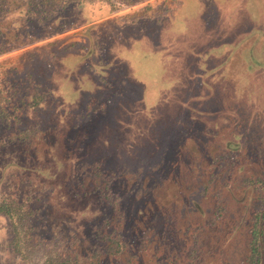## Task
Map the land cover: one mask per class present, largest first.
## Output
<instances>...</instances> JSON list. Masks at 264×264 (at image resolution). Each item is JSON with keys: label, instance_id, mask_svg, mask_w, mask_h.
<instances>
[{"label": "rangeland", "instance_id": "rangeland-1", "mask_svg": "<svg viewBox=\"0 0 264 264\" xmlns=\"http://www.w3.org/2000/svg\"><path fill=\"white\" fill-rule=\"evenodd\" d=\"M180 1L177 7L157 12L152 20L142 18L148 15L139 6L150 3L161 10L163 5L169 7L170 0L120 4L91 18L86 11H76L72 17L84 21L0 54L2 62L7 54L116 13L122 16L125 27L131 26L126 42H130L131 31L144 36L136 39L140 44L137 52L120 47L111 54L110 72L121 77L126 89L120 96L106 97L111 112L99 123L91 117L82 122L88 121L87 127L78 129L75 117L100 87L93 71L85 68L88 61L70 46L37 70L40 74L48 71L45 80L53 87L54 99L43 100L39 114L30 106L23 108L22 125L53 129L36 142L38 158L33 165H41L54 182L51 200L64 215L70 213L66 190L72 184L71 165L99 159L94 157L97 152L114 145L127 150L124 136L118 137L117 131H132L131 137L140 144L147 123L140 115L133 125L127 110L134 108L141 113L144 109L149 115L147 133L154 140L153 151L149 156L143 154V166L138 160L130 172L139 188L131 193L125 192L121 183L114 188L118 195L128 194L120 202L123 219L119 225L125 223L127 235L137 237L129 245L140 248L136 256L129 255L130 247L105 253L101 264H247L250 213L258 206L257 192L264 194V183L255 184V188L241 183L246 176L264 179V0ZM130 16L137 19L125 23ZM137 27L142 30L135 32ZM5 70L3 65L0 75L10 77V85L5 88L0 83V87L10 96L23 93L19 75ZM10 87L13 92H9ZM115 114H119L120 125ZM227 143L234 146L233 157L213 162L211 156ZM109 160H113L111 156ZM26 176L38 178L35 172L21 169L12 179L20 181ZM61 181L66 184L61 185ZM82 182L88 190L102 185L92 174L85 175ZM90 194L88 204L80 210L93 216L103 204ZM217 201L223 211L220 221L214 222L211 218ZM72 214L78 222L79 213ZM261 227L264 255V218ZM22 251L25 257L17 264H44L43 244L23 246Z\"/></svg>", "mask_w": 264, "mask_h": 264}, {"label": "trees", "instance_id": "trees-1", "mask_svg": "<svg viewBox=\"0 0 264 264\" xmlns=\"http://www.w3.org/2000/svg\"><path fill=\"white\" fill-rule=\"evenodd\" d=\"M137 1L139 0H0V54L84 21L85 19L80 21L72 17L76 11H86L89 14L88 18H91L96 15H105L120 4L126 5ZM163 2L165 0H162ZM179 2L181 1L170 0L169 7L163 5L161 10L159 6L143 3L139 9L148 15L142 17L143 19L152 20L157 16V12L177 7ZM143 11L139 12L141 16ZM150 12H153V15L150 16ZM130 28L131 26L128 28L124 26L119 13L112 14L7 54L3 56L2 62L0 61V68L4 65L5 71L18 74L24 82L23 93L14 96L8 95L0 87V264L21 263V259L25 257L22 251L23 246L34 248L41 244L44 245L45 250L44 264H101L100 257L103 254L119 253L124 247L131 248L130 256L137 255L140 247L135 244L129 245L130 241L132 242L131 239L137 237L130 238L127 235L128 228L125 223H121L123 226L119 225L120 220L123 219L119 209L120 202L128 194L118 195L114 188L116 183H121L127 193H131V189L135 190L139 182L132 181L130 172L136 167L138 160L142 162L143 154L149 156L153 151L154 140L147 133L151 120L145 110L141 109V113L134 108L127 110L131 114L133 125L138 122L140 115L147 123L143 128L145 132H142L140 144L137 145L133 136L131 137L132 131L125 130L123 133L117 131L118 137L124 136L123 142L126 143L127 150L122 149L120 145H114L109 150L97 152L94 157L99 159H93L88 164L73 163L71 165L69 179L72 176V182L70 181L72 184H68L67 186L70 187L66 190L69 199V215L57 212L54 208L56 205L51 200L55 189L54 182L50 181L47 171L43 170L41 165H33L34 158H38L35 152L36 142L53 129L48 126L40 128L37 125L21 124V121L24 122V106L32 107L39 114L42 111L40 103L47 98L54 99L53 87L48 80H45L48 71H45L46 74H40L37 70L51 57L66 51V46L78 51L80 57L88 61L85 68L90 72L93 71L94 79L100 87L99 93L92 95L79 117H75L79 120L78 129L87 127L88 121L82 123L86 119L94 117L99 123L109 116L111 109L106 103L108 102L106 97L120 96L126 89L124 84L120 83L123 81L121 77L110 72L113 68L109 65L111 54L120 47L125 51L137 52L140 44L136 39L144 37L135 36L131 31L130 42H126L125 34ZM139 29L141 28L137 27L135 32ZM34 30L39 32L32 34ZM64 41L66 45H63ZM112 90H115L114 94ZM115 117L116 123L120 125L119 114H115ZM135 118L137 122L134 121ZM96 121L94 129L97 126ZM77 126L73 125L74 128ZM77 132L73 131L74 134ZM156 132L155 128V134ZM233 147L227 143L223 150L211 156V160L217 162L232 158L235 154ZM109 156L113 160H109ZM140 166L142 167L143 164L141 163ZM21 169L35 172L37 180L29 176L20 181L19 178L12 179V176L15 177ZM90 174L97 180H101L102 185L98 184L90 190L84 189L82 178ZM212 175H215V172ZM241 183L252 184L255 188V184L258 183L263 186L264 179L257 175L246 176ZM38 184H43V187L41 188ZM63 184H66L65 181H61V185ZM261 189L263 190V187ZM90 193H94L93 195L97 196L96 199L103 204L99 207L98 214L93 213V216L87 213L88 210L86 214L80 210L88 204ZM256 196L259 202L258 206L251 210L246 237L247 264H263L264 258L261 227V221L264 218V194L258 195L257 192ZM73 199L75 203L78 201V205ZM129 204L133 206L132 200ZM108 209L113 212H109ZM222 209L223 205L217 201L212 221H220ZM136 211L139 209L136 208ZM73 212L79 213L81 218L78 222L77 217L76 222L73 220L75 217Z\"/></svg>", "mask_w": 264, "mask_h": 264}, {"label": "water", "instance_id": "water-1", "mask_svg": "<svg viewBox=\"0 0 264 264\" xmlns=\"http://www.w3.org/2000/svg\"><path fill=\"white\" fill-rule=\"evenodd\" d=\"M136 19L137 18L135 16H130V17H127L126 19H124V22L129 23V22H131V20H136ZM14 79H17V78H14ZM0 83L3 87L7 88L10 85V77L0 75ZM12 87L8 88L9 92H13ZM15 87H20V86L16 84Z\"/></svg>", "mask_w": 264, "mask_h": 264}]
</instances>
